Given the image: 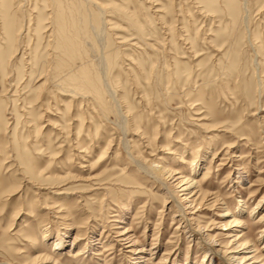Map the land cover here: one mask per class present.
I'll return each mask as SVG.
<instances>
[{"label":"rangeland","instance_id":"374dc122","mask_svg":"<svg viewBox=\"0 0 264 264\" xmlns=\"http://www.w3.org/2000/svg\"><path fill=\"white\" fill-rule=\"evenodd\" d=\"M96 1L103 32L86 0H0V262L129 264L111 244L119 224L151 250L140 264H198L203 250L176 229L173 201L130 155L173 169L162 178L188 198L186 213L196 184L216 195L191 224L221 245L243 232L264 259V0ZM5 18L17 25L7 41ZM90 229L104 242L67 255ZM58 232L66 245L78 240L53 251Z\"/></svg>","mask_w":264,"mask_h":264},{"label":"bare ground","instance_id":"6f19581e","mask_svg":"<svg viewBox=\"0 0 264 264\" xmlns=\"http://www.w3.org/2000/svg\"><path fill=\"white\" fill-rule=\"evenodd\" d=\"M86 1L94 6V8L96 9L97 15L100 18V25L98 27H96V31L97 32H103V30L105 29L103 26L107 23V20L105 19V11L102 9L100 4L96 0H86ZM12 3H14V2H12ZM8 7H9V3H7V5L3 7L4 13L8 10ZM37 15L41 17V11L39 13H37ZM40 17H39V19L35 18V20H34L35 25L38 24ZM39 23H41V22H39ZM16 26H17L16 23L12 24L11 20L8 18L6 20H4L1 28H2L3 33H4L5 41L8 40L9 35L16 36V30H17ZM33 39H34V37H33ZM0 58H1V54H0ZM97 68L100 70L99 74H100L102 89L105 90L111 98H114V91H112V89L110 88L109 83L107 82L108 80L106 81V78H107L106 77V68H105V64L102 63V60H100L99 63H97ZM1 75L2 76L4 75L3 71L1 72L0 76ZM117 105H118V103H117ZM121 124H120L121 125V133L124 134L125 131L123 128V121L121 122ZM124 141L126 142V145L128 146L127 141L126 140H124ZM125 142H124V144H125ZM231 156L232 157L236 156V154H232ZM231 156L228 159V163L233 162V159H231ZM130 158L132 161L135 162L136 168L138 170H140L146 176L151 177L154 181H157V183L160 184V187L163 188V191L165 193V197H166L165 200L167 201V198L170 197L171 200L173 201L172 204L176 207V213H177L176 215L179 216V218H178L179 225L176 227V229L178 228L177 230H181L185 234L187 233L188 236L195 238V240H197L200 248L203 250L202 256H201L198 264H216L217 260L219 261L218 262L219 264H243L245 262V260H248V259H252V260H251V262H248L246 264H264V259L263 258L258 259V256H259L258 254H256L255 252L249 253V252H252L253 250H255V246L254 245L250 246V245H252V243L249 242V240H241V236L244 234L243 232H237V233L229 234L228 236H233L232 243L230 245H228L229 241H227L225 243V245H221L220 243L217 242V240H215V237L213 235H211L208 232H205L207 227H205L203 225H199V223L196 225L191 224V222H193L191 220L194 218L192 216H188V215H192V212H195V210H198L199 208H201V206L204 203H207L210 205L216 204L218 202L217 201L218 198L216 195H211V193H209V192L202 191L201 189H199V186H198L199 184L198 185L196 184L197 191H195V192H197V195L189 200L190 204L194 203V207H195V208L193 207L194 211L189 210L191 212V214L186 213V210H185L186 206H185L184 202H186V200L188 198H186L184 196L180 197L179 196L180 194L177 195L176 191L174 190V186H176V185L171 184L172 188H173V189H171V187L167 185L169 183L166 184V182L162 178L165 173H168L167 175H171V177L173 178V175H172L173 169L169 168L166 164L152 165L153 164L152 161H150L148 164H146L144 162L145 163L144 164L142 161L141 162L139 160L137 161V159L133 158L131 155H130ZM203 164H204V158L194 160L191 163V168H190L188 175L187 176L186 175L181 176V177L178 176L179 178L176 177L175 180H177V183L183 181V183L181 185H183L184 183L188 184V177H190V173L193 175L196 172H198V170L203 166ZM230 169H232V173H235L234 177H236V178L232 180V182L235 183V186H236V183L238 181L239 182L244 181L243 174H242V170L244 169V167H242V166L240 167V165H239V166H234ZM191 179H193V178H191ZM181 185H179V186H181ZM185 189H186V186H183V187H181L180 190H185ZM195 192L192 193L190 191V193L188 194L189 198L192 197L193 194H195ZM242 203H244V200ZM190 204H189V206H190ZM257 206H258V203L255 202L252 205L251 210L255 209ZM41 208H47V207H45V205H44V206H41ZM225 209H226V211L228 210L227 208H225ZM237 212L242 213L243 211L240 209V210H237ZM222 214H227V212H224ZM215 215H218V214L215 213ZM256 219H257L256 221L264 220V214L262 216H259ZM233 221H237V220L233 219ZM194 222H195V220H194ZM118 225L119 224H117V227H115L117 229H115L113 231V233H114L113 237L110 239L111 241H113L111 244H114V242H115L119 246L118 249H120L123 252V254L127 253L126 255L130 258L129 264H136V263L140 264V263H143L144 261H146L147 259H149L146 257H147V255L151 256V254H152V253H150L151 250H146V248H144V245H141V244L138 246L136 243L137 240L135 241L134 238L131 236V234L128 233L129 229L125 228V227L121 229ZM68 227L69 226L66 225V226H64V229H67ZM111 230H113V229H111ZM63 234H64L63 232H58L55 235V238L53 239V242H52L53 251L54 250L60 251V250L64 249L65 246L66 247L68 246V248H70L72 243L74 244V242L78 240V239H76L77 235L76 236L74 235L71 243L66 245L64 238L62 237ZM259 234L261 237L264 235V226L259 231ZM42 237L44 238V240L48 239V229L46 227L42 229ZM83 240H84V242H83V246L81 247V249H79L73 253L72 252L69 253L71 250L67 249V252H68L67 255H70L74 258L78 257L79 255H82L84 251L88 252L89 249H91V252H92V250L94 249L93 245H96V243L101 245L104 242V239H102L99 235L97 237V235L94 233V231L92 229H90L89 232L87 233V235L85 237H83ZM248 246H250V247H248ZM263 246H264V244H263ZM246 248H249V250ZM242 250L243 251L248 250V251H246V252H248V254L243 255V256H237V254L241 253ZM31 263L32 262H30V261L24 262V264H31ZM0 264H13V263L0 262ZM52 264H54V263H52ZM182 264H188V263L185 262Z\"/></svg>","mask_w":264,"mask_h":264}]
</instances>
